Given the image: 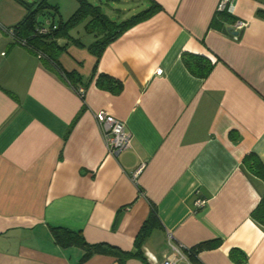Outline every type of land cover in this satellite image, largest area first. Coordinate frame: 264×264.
I'll return each mask as SVG.
<instances>
[{
    "label": "crops",
    "instance_id": "obj_1",
    "mask_svg": "<svg viewBox=\"0 0 264 264\" xmlns=\"http://www.w3.org/2000/svg\"><path fill=\"white\" fill-rule=\"evenodd\" d=\"M89 1L121 20L149 5ZM154 1L162 9L110 42L95 73L93 35L84 24L85 37L70 32L84 47L69 42L58 61L90 80L83 102L54 66L12 42L7 29L25 11L0 0V264H120L104 254L81 261L84 250L55 244L50 227L131 253L152 207L160 227L143 257L124 264H161L172 246L186 264H264V225L252 218L264 181L243 164L251 156L264 165V0H235L219 23L220 0ZM235 21L247 26L229 33ZM182 52L213 61L209 75L192 76ZM100 73L122 91L97 88ZM98 113L125 123L130 147L118 156ZM201 243L212 246L190 256Z\"/></svg>",
    "mask_w": 264,
    "mask_h": 264
},
{
    "label": "trees",
    "instance_id": "obj_2",
    "mask_svg": "<svg viewBox=\"0 0 264 264\" xmlns=\"http://www.w3.org/2000/svg\"><path fill=\"white\" fill-rule=\"evenodd\" d=\"M14 1L24 9L25 15L12 27H8V29L13 30L12 42L14 44H21V41H24V46L28 50L38 56L41 61L54 66L57 69L58 75L75 91L79 87H82L85 91L90 80L85 82L82 76L75 70L70 72L65 71L58 61L59 56L66 51L69 42L77 47H84L79 39H74L70 35L73 29L84 24V31L87 34L93 35L94 41L86 48L95 57L93 65V73H95L99 59L110 42L137 23L150 18L162 9L154 0H149V5L146 9L127 19L114 21L102 12L99 5H95L89 0H76L78 4L76 10L68 18L63 19L58 7L51 5L49 0H33L32 2L25 0ZM227 15L230 14L216 12L214 22H223L224 16ZM42 28L46 30L45 33H40ZM58 40H66L67 43L60 45L58 44ZM180 58L188 72L192 76L201 79L206 78L214 66V62L209 58L188 52H182ZM95 85L97 88L114 95L119 94L123 89L120 80L102 73L97 75ZM79 97L84 102V94L79 95ZM243 164L254 176L264 181V165H262L258 158L247 156L244 158ZM252 218L257 223L264 225V193H262L257 207L252 212ZM158 227H160V222L155 208L152 207L134 240V251L131 253L124 252L105 243L89 244L85 241L81 231L52 226L50 227V232L55 244L62 248L81 247L84 250L81 261L95 254H104L115 256L118 258L120 264H124L130 257H143V244L149 234ZM211 246L209 243L196 245L190 248V256L197 255L200 251L206 250ZM231 257L233 258V253H231Z\"/></svg>",
    "mask_w": 264,
    "mask_h": 264
},
{
    "label": "built area",
    "instance_id": "obj_3",
    "mask_svg": "<svg viewBox=\"0 0 264 264\" xmlns=\"http://www.w3.org/2000/svg\"><path fill=\"white\" fill-rule=\"evenodd\" d=\"M234 10L235 0H220L216 7V12H226L230 15L234 13ZM246 26L247 23L244 21H235L233 27L229 29V33L238 32ZM45 32L46 30L43 28L40 30V33ZM7 33L9 37H13L12 29H8ZM21 44L24 45L25 42L21 41ZM76 92L78 95H82L84 94V89L82 87H79ZM95 118L104 137L107 152L110 155L118 156L130 147V137L126 133V127L123 121L114 118L113 116L106 113H98L95 115ZM142 166L143 165L136 169V171L133 173V176H137ZM203 204L204 201L197 202L198 206ZM184 261L185 258L182 252L175 246H172V254L161 264H186Z\"/></svg>",
    "mask_w": 264,
    "mask_h": 264
},
{
    "label": "rangeland",
    "instance_id": "obj_4",
    "mask_svg": "<svg viewBox=\"0 0 264 264\" xmlns=\"http://www.w3.org/2000/svg\"><path fill=\"white\" fill-rule=\"evenodd\" d=\"M28 2H32L33 0H26ZM91 2V1H90ZM100 2L103 4L102 6H106L107 4V0H100ZM49 3L51 5H56L58 7V10H59V13L61 16L63 17H67L69 14H71L72 10H73V7H76L77 6V2L76 0H49ZM109 3L113 4L114 5V8H119V9H122L123 6H120V5H116L115 2H112V0L109 1ZM99 4V2H98ZM104 8V7H103ZM113 16V15H112ZM114 21H120L121 19H115L114 17H111ZM81 27L82 26H78L72 33L73 36L75 37H79L81 38L82 36L85 37V35L87 34H84L81 30ZM77 31H79V35H77ZM67 50V49H66Z\"/></svg>",
    "mask_w": 264,
    "mask_h": 264
},
{
    "label": "water",
    "instance_id": "obj_5",
    "mask_svg": "<svg viewBox=\"0 0 264 264\" xmlns=\"http://www.w3.org/2000/svg\"><path fill=\"white\" fill-rule=\"evenodd\" d=\"M233 35H235V33H232Z\"/></svg>",
    "mask_w": 264,
    "mask_h": 264
}]
</instances>
